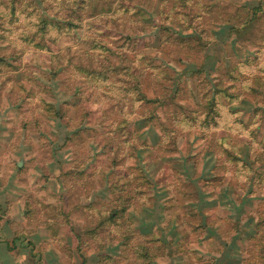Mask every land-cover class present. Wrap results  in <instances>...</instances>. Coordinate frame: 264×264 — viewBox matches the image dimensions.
<instances>
[{"label": "rangeland", "instance_id": "1", "mask_svg": "<svg viewBox=\"0 0 264 264\" xmlns=\"http://www.w3.org/2000/svg\"><path fill=\"white\" fill-rule=\"evenodd\" d=\"M3 188L12 264H264V0H0Z\"/></svg>", "mask_w": 264, "mask_h": 264}, {"label": "crops", "instance_id": "2", "mask_svg": "<svg viewBox=\"0 0 264 264\" xmlns=\"http://www.w3.org/2000/svg\"><path fill=\"white\" fill-rule=\"evenodd\" d=\"M16 189L10 188V189H0V194H5L8 196L15 195ZM8 208L3 205V209H7L6 213H4V210H1L0 208V264H12L13 259H16L19 254L30 252L29 249H22L17 245L14 246V242H18L17 236H16V229L14 228L13 222L16 219V214L14 213V210L12 209L13 206L10 207V205L7 206ZM16 239V240H14Z\"/></svg>", "mask_w": 264, "mask_h": 264}]
</instances>
